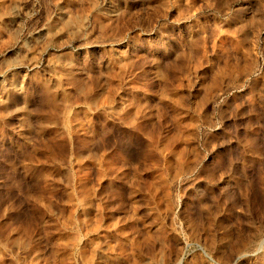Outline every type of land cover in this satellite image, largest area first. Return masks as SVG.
I'll list each match as a JSON object with an SVG mask.
<instances>
[{
    "label": "rangeland",
    "instance_id": "1",
    "mask_svg": "<svg viewBox=\"0 0 264 264\" xmlns=\"http://www.w3.org/2000/svg\"><path fill=\"white\" fill-rule=\"evenodd\" d=\"M0 264H264V0H0Z\"/></svg>",
    "mask_w": 264,
    "mask_h": 264
}]
</instances>
